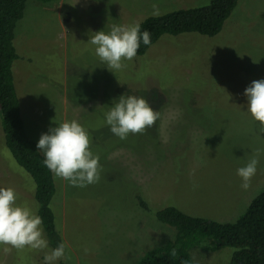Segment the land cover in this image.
<instances>
[{
	"label": "rangeland",
	"instance_id": "374dc122",
	"mask_svg": "<svg viewBox=\"0 0 264 264\" xmlns=\"http://www.w3.org/2000/svg\"><path fill=\"white\" fill-rule=\"evenodd\" d=\"M211 1L28 0L15 31L20 58L13 65L26 132L38 143L51 127L77 120L102 165L99 182L87 187L54 177L51 208L71 257L56 264H137L175 238L176 229L155 211L175 206L232 223L264 189V132L244 96L252 81L264 79V0H239L214 37L163 35L114 73L88 42L113 24H141L153 16V4L162 15ZM122 95L145 98L161 118L144 134L119 139L105 113ZM258 149L257 172L245 190L237 169ZM0 187L13 188L17 203L38 211L35 182L7 148L1 121ZM5 247L0 264H44L51 250ZM232 253L199 248L192 256L196 264H227Z\"/></svg>",
	"mask_w": 264,
	"mask_h": 264
},
{
	"label": "trees",
	"instance_id": "16d2710c",
	"mask_svg": "<svg viewBox=\"0 0 264 264\" xmlns=\"http://www.w3.org/2000/svg\"><path fill=\"white\" fill-rule=\"evenodd\" d=\"M51 3L56 0H39ZM28 0H0V121L5 144L17 164L35 182L37 214L43 219V230L49 248L63 242L56 229L51 203L56 193L54 175L43 164V154L37 143L27 134L20 100L14 83L13 65L20 58L14 44L17 24L22 20ZM239 0H212L205 7L180 9L150 16L140 24L141 32L151 34V43L141 41L137 55H144L163 35L198 33L207 37L218 35L236 9ZM139 206L150 211L139 198ZM162 223L176 229L173 240L149 250L137 264H196L193 251L232 248L227 264H264V189L251 201L237 221L220 223L182 212L175 206H166L153 213ZM212 240V244H206ZM64 243V242H63ZM175 250V255L172 254Z\"/></svg>",
	"mask_w": 264,
	"mask_h": 264
},
{
	"label": "clouds",
	"instance_id": "9594fccd",
	"mask_svg": "<svg viewBox=\"0 0 264 264\" xmlns=\"http://www.w3.org/2000/svg\"><path fill=\"white\" fill-rule=\"evenodd\" d=\"M153 16H158V5H152ZM151 43V34L141 32L139 23L127 25L113 24L108 32L98 31L89 39L95 46V55L107 65L111 72L126 67L124 61L133 60L140 48ZM247 98V111L264 132V79L254 80L244 91ZM105 113V123L119 139L125 140L132 134H144L161 118L160 112L153 109L149 102L136 95H122ZM43 133L36 145L43 154V164L54 177L66 180L72 187H87L98 183L102 165L100 157L90 148V136L77 120L64 121ZM260 150L245 164L237 169L241 178V187L247 190L257 172ZM34 187V186H33ZM18 194L11 188L0 187V245L5 251L11 249L45 250L49 241L44 235L43 219L27 202L17 203ZM67 245L63 242L46 252L44 264H56L57 261L71 259L66 255ZM87 251V249H85ZM175 255V250L172 252Z\"/></svg>",
	"mask_w": 264,
	"mask_h": 264
}]
</instances>
